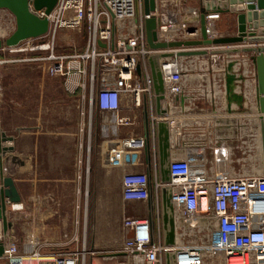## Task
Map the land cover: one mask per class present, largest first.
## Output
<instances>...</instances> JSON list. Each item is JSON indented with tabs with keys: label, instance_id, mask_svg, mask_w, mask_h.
Returning a JSON list of instances; mask_svg holds the SVG:
<instances>
[{
	"label": "built area",
	"instance_id": "1",
	"mask_svg": "<svg viewBox=\"0 0 264 264\" xmlns=\"http://www.w3.org/2000/svg\"><path fill=\"white\" fill-rule=\"evenodd\" d=\"M157 9L150 16L157 19V41L171 43L201 38V12L189 0H156ZM30 10L40 19L49 20V32L42 37L23 41V51L47 52L43 61L48 74L68 80L76 76V88L90 90L89 106L99 116L103 136L114 135L121 126L131 125L132 120L121 116L122 95L132 96L136 107H144L149 120L147 136H129L122 140L125 150L144 151L151 146L153 176L146 173H128L123 178L122 195L125 201H153L154 214L149 219L127 218L123 226L132 232L122 248L129 264H165L164 253L177 254V264H264V176L237 172L233 160L216 158L213 163L200 162L193 148H178V112L189 117L190 101L202 88L195 80H202L203 64L218 63L215 91L211 103L226 111L229 119L241 131L238 121L247 118L251 108H259L256 66L249 53L191 57H169L161 60L165 81V115L157 116L153 80L148 59L157 52H177L180 49L154 51L149 47L145 22L144 0H59L54 11ZM11 18L17 28L16 18L7 9H0ZM220 13L206 15V35L210 40L227 35L217 28ZM88 24L84 49L70 53L56 51V36L62 29L81 30ZM14 28V30H16ZM15 32V31H14ZM20 44V45H21ZM103 46H102V45ZM19 45V46H20ZM18 47V46H17ZM221 47V46H220ZM9 48V47H8ZM13 48V47H12ZM216 46L184 49L207 50ZM221 63V65H219ZM141 66V73L137 68ZM233 75L240 86L241 108L228 109L230 100L227 77ZM163 106V105H162ZM164 120L170 129L171 186L173 188L176 245L163 244L161 217V189L156 124ZM5 245L3 260L6 264H41L42 255L37 245L20 246L11 235L0 232ZM80 254L71 253L58 257L54 264H79ZM128 264V263H127Z\"/></svg>",
	"mask_w": 264,
	"mask_h": 264
},
{
	"label": "crops",
	"instance_id": "2",
	"mask_svg": "<svg viewBox=\"0 0 264 264\" xmlns=\"http://www.w3.org/2000/svg\"><path fill=\"white\" fill-rule=\"evenodd\" d=\"M189 2L200 8V0ZM249 5H257V2L245 0L244 8ZM229 17L235 20L237 27L236 13L221 14L217 21L220 31L223 32L224 27L232 28ZM230 28L224 34L235 36L237 30L233 33ZM222 48L229 47H218ZM217 65L212 61L208 65L203 64L200 74L205 77L195 80L202 90L199 95L198 91L193 92L190 116H182L178 112V148H193L195 153H199L200 162L207 160L208 164L213 163L217 151L219 158L233 160L237 172L264 176L260 131L263 115L260 108H251L247 118L238 121L241 131L233 121L223 119L222 114L226 110L218 102L213 105L210 97L217 82L214 75L219 74ZM54 78L60 81L63 92L51 95L50 104L44 107V111L40 109L39 115L25 118L19 124L14 145L19 159L16 185L21 201L16 209V227L13 226L10 235L13 236L16 230L20 246L35 243L42 255L41 264H54L58 257L71 253L80 254L81 264L127 258L108 256L122 252L125 241L132 237V232L123 226L124 220H145L154 214L152 200L125 201L122 195L126 174L153 176V163L151 158L148 161L146 150H125L121 145L122 140L129 136H146L148 133L144 107H136L131 95H122L121 116L130 118L132 124L121 126L114 135L105 137L99 123L94 124L90 112V90L78 89L73 93L67 89V86L75 89L79 77L73 76L68 80ZM232 86L239 94L242 85L235 82ZM162 107L166 105L163 103ZM240 108L241 102L232 97L228 109L236 111ZM90 148L98 151L94 157L90 155ZM91 165L94 166L92 170ZM111 182L113 190L108 194L113 193L119 197L120 203H124L120 218L114 222L111 216L106 215L104 205L101 210L98 204L96 210H91L89 199L93 193L104 202ZM5 263L0 260V264Z\"/></svg>",
	"mask_w": 264,
	"mask_h": 264
},
{
	"label": "water",
	"instance_id": "3",
	"mask_svg": "<svg viewBox=\"0 0 264 264\" xmlns=\"http://www.w3.org/2000/svg\"><path fill=\"white\" fill-rule=\"evenodd\" d=\"M30 1H32L35 10H45L50 15L56 8L59 0H0V9H7L13 13L16 18L17 28L15 32L5 41L0 39V50L5 45L12 48L19 46L23 41L39 38L49 32L50 24L47 18L40 19L30 10ZM257 2V5H249L247 9L243 4L245 0H200V23L201 38L196 40L177 41L171 43H161L157 41V19L150 16L157 9L156 0H144L145 14L150 18L146 20V35L149 47L154 51H164L168 49H180L177 54L173 52H157L152 54L149 59V68L153 80V89L155 94L156 114L163 118L165 109L162 107L165 100V81L161 70V60L169 57H191L223 54H252V60L256 66L258 79V103L263 117L260 120L261 142L264 160V0H248ZM247 10V11H246ZM209 13H236L237 15V34L235 36L219 37L210 40L206 35V15ZM102 45V44H101ZM248 45V46H245ZM103 46V45H102ZM224 46L229 48L207 50H189L184 49ZM234 46V47H233ZM141 73V66L137 68ZM235 77H227V91L229 99L232 97L242 102L241 96L233 94ZM145 123L149 128L148 116L145 112ZM157 129V149L159 156V178L163 184L161 189V217L163 228V244L167 248L176 245V222L174 209L173 188L171 186V141L170 129L166 121L160 120L156 124ZM148 137V133L146 134ZM15 137L10 136L1 126L0 117V228L3 234L8 235L13 228V222L8 215L15 209V206L21 201L16 181L9 172L10 165H18V157L15 154V147L12 145ZM148 161H150V145L146 148ZM151 179V176H149ZM5 245L0 241V260L3 259ZM110 257H127L125 252H118L108 255ZM165 264H177V254L168 250L164 253ZM6 264V263H5Z\"/></svg>",
	"mask_w": 264,
	"mask_h": 264
},
{
	"label": "rangeland",
	"instance_id": "4",
	"mask_svg": "<svg viewBox=\"0 0 264 264\" xmlns=\"http://www.w3.org/2000/svg\"><path fill=\"white\" fill-rule=\"evenodd\" d=\"M228 20L231 22V25H233L232 28L224 27L225 29L223 28V32L219 30L221 33H225L229 28V31L233 33L237 30L235 20H232V18L230 17ZM224 21L227 22V20ZM14 28L16 27L14 26L11 18L7 16L6 13L1 12L0 36L2 37L0 39L5 41L14 33ZM88 29V24L87 22H85L83 23L81 30H60L56 36V51L58 53H70L76 48L84 49L87 42ZM24 48L25 47L22 46V44L18 47L13 48H8L4 45L0 50L1 126H3L2 128L9 131V133L11 134H9L10 136L15 137L14 142H16V135L18 132L19 124H22L20 121H23L28 117L32 118L35 115H39L40 109L44 111L46 109L44 107L49 106L51 95L63 92L60 81L48 74L47 65L44 64L43 61H33V59L35 58L45 57L47 55V52H35L30 50L23 51L22 49ZM18 105H20L21 107L19 108ZM41 105L45 106L41 108ZM90 112L93 117L94 124H98L100 121L99 114H96L95 109H90ZM14 142L12 145L15 147ZM89 152L90 155L94 157V155H96L98 151L95 148H90ZM14 155H17L16 147ZM93 167L94 166L91 165V170L93 169ZM9 172L11 173V175H13V178L16 181L17 165H10ZM112 190L113 182L109 184L104 202L102 201L101 197L97 198L93 195V193L89 199L91 210H96L95 208L98 205L101 207V210L103 208L102 206L104 205L106 215L111 216V221L114 222V219L118 221V219L120 218V213L124 206V203H120L119 197L113 196V193L108 194L109 192H112ZM97 201H99V203H97ZM8 215L10 216V221L13 222V226L16 227V209L11 211ZM13 219H15V221H13ZM122 220L123 217L121 218V221ZM10 231L8 232L9 235ZM0 232L3 233L2 227L0 228ZM13 237L15 238V240H17L16 230ZM93 253H95L94 255H99L98 252ZM96 262L97 264H129V259L124 258L115 262L106 259L102 262ZM1 263H5V260L2 259ZM79 264H81V260L79 261Z\"/></svg>",
	"mask_w": 264,
	"mask_h": 264
},
{
	"label": "bare ground",
	"instance_id": "5",
	"mask_svg": "<svg viewBox=\"0 0 264 264\" xmlns=\"http://www.w3.org/2000/svg\"><path fill=\"white\" fill-rule=\"evenodd\" d=\"M0 35H1V33H0ZM1 37H2V36H0V38H1ZM17 208H18V205L15 206V209H17Z\"/></svg>",
	"mask_w": 264,
	"mask_h": 264
},
{
	"label": "trees",
	"instance_id": "6",
	"mask_svg": "<svg viewBox=\"0 0 264 264\" xmlns=\"http://www.w3.org/2000/svg\"><path fill=\"white\" fill-rule=\"evenodd\" d=\"M96 114H98V112L96 111ZM98 122V121H97Z\"/></svg>",
	"mask_w": 264,
	"mask_h": 264
}]
</instances>
